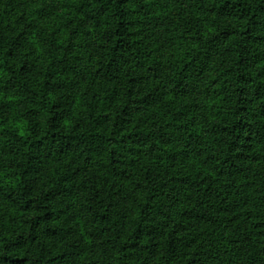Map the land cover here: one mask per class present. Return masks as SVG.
<instances>
[{
    "label": "trees",
    "instance_id": "1",
    "mask_svg": "<svg viewBox=\"0 0 264 264\" xmlns=\"http://www.w3.org/2000/svg\"><path fill=\"white\" fill-rule=\"evenodd\" d=\"M41 1L0 0V264H194L184 238L208 224L264 264V0H182L206 29L149 0H55L31 38ZM207 52L221 89L196 122L174 99L200 95ZM151 81L150 130L131 112Z\"/></svg>",
    "mask_w": 264,
    "mask_h": 264
},
{
    "label": "rangeland",
    "instance_id": "2",
    "mask_svg": "<svg viewBox=\"0 0 264 264\" xmlns=\"http://www.w3.org/2000/svg\"><path fill=\"white\" fill-rule=\"evenodd\" d=\"M52 1V2H51ZM55 0H42L40 5L36 8L37 13L26 14L23 23L27 26H33L29 31L31 33V38L37 36L38 32L41 29H48L50 20L52 21V16L55 12L53 10V2ZM152 1L157 10V15L161 17L172 18L177 22L183 24L188 23L192 25L193 22H197L200 26L202 25L205 29L209 26V17L204 11H200L195 7H192L182 0H149ZM156 15V16H157ZM136 18H138L140 24L136 25L137 31L143 36V41H149L152 38V26L151 20L146 19L145 16H141L138 12L136 13ZM183 21V22H182ZM143 22V23H142ZM187 28L189 27L186 26ZM88 34L83 36L84 42V53H83V62L84 65H89V60L92 59L93 47L97 42L96 32L93 28L88 30ZM37 34V35H35ZM213 53L207 52L206 64L204 66V77L201 79V82L196 84L199 86L197 89V94L192 95V98L197 97L193 102L192 98L188 95L181 96L178 98H172L169 95V98L174 99V104L176 109H179L181 106L188 108L189 116L195 118V121L198 122L200 115H203L207 110H216L218 102L212 100L213 95L211 94L215 90L217 94L220 89V82H213L216 77L215 73V61ZM192 75V76H191ZM190 84L196 82L195 76L190 74L189 76ZM212 81L214 84H210ZM162 83H160V86ZM153 82L146 87L140 88V104L139 109L131 112V121L134 123H140L145 128L152 129L156 126L164 125L167 120L165 116V105L163 100L152 103L148 100L142 99L145 95H150L154 91ZM166 89L169 91L170 87L166 85ZM206 91H209V95H206ZM198 124V123H197ZM80 197V194H77ZM75 195V196H77ZM73 203L77 202V198H73ZM77 227L79 234L83 236V239L88 242L85 235V222L82 219H78ZM190 246L189 251L187 252L188 256L194 261V264H249L247 261V256L249 250L244 246V244L238 240L231 233V231L221 225L208 224L201 228H198L188 235L185 238Z\"/></svg>",
    "mask_w": 264,
    "mask_h": 264
}]
</instances>
